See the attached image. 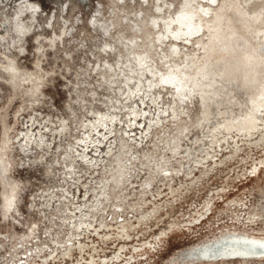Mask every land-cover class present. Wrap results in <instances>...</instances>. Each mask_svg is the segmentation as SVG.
Listing matches in <instances>:
<instances>
[{
	"label": "rangeland",
	"instance_id": "1",
	"mask_svg": "<svg viewBox=\"0 0 264 264\" xmlns=\"http://www.w3.org/2000/svg\"><path fill=\"white\" fill-rule=\"evenodd\" d=\"M154 4L145 12L151 25L165 10L161 0ZM122 6L128 22L120 28L132 26L141 0H0V147L5 179L17 192L11 216L4 217L0 198V264H185L176 255L194 244L232 233L264 236L263 127L216 142L202 129L196 101L186 120L196 127L174 149L178 162L169 156L173 177L148 180L140 172L136 189L117 188L93 212L97 185L116 155L170 153L164 143L178 133L179 120L157 117L169 110V94L162 93L164 104L133 103L118 93L123 83L107 84V66L118 59L107 46L115 43L127 57L116 30L107 33L113 9ZM10 61L20 78L14 87L4 69ZM110 100H119L114 111ZM2 190L0 183V197ZM24 253L33 259H19Z\"/></svg>",
	"mask_w": 264,
	"mask_h": 264
},
{
	"label": "bare ground",
	"instance_id": "2",
	"mask_svg": "<svg viewBox=\"0 0 264 264\" xmlns=\"http://www.w3.org/2000/svg\"><path fill=\"white\" fill-rule=\"evenodd\" d=\"M154 1L141 0L144 7L134 15L136 19H132L129 28H120L122 21L128 22L125 14L119 15L126 6L113 9L107 33L110 34V29L116 30L114 42L121 43L127 57L118 55L120 51L115 43L107 46V52L118 57L115 65L107 66L110 71L107 84L112 87L115 83H123L125 90L117 86L118 93L133 103L136 100L146 103L145 99L157 103L160 98L164 104L162 93L169 94V110L159 112L157 117L161 122V115L166 112L167 116L172 115L174 122L179 120L178 133L164 143L170 153L160 149L157 155L146 157L133 153L123 157L116 155L111 162L112 168L105 167L104 179L97 185L95 204L91 205L93 212L100 211L101 205L104 209L110 196L119 193L117 188L128 193L136 189L140 172L149 173L148 180H154V176L160 174L173 177L168 168L171 165L169 156L172 154L178 162V152L174 149H178L189 128L196 127L194 122L187 124L188 120L191 122L189 108L194 101L200 108L202 123H205L201 127H208L206 132L211 140L228 143L226 135L230 132L247 136L261 127L264 131V0H178L177 5L161 0L165 5L163 16L154 17L160 22L151 25L145 12L150 6L154 8ZM167 12L169 15L166 16ZM125 29L132 31L130 38L123 35ZM4 69L10 75L12 86H18L20 78L15 63L10 61ZM118 102L110 100V109L114 111ZM131 113L136 120L135 111ZM110 115L108 120L114 121L115 116ZM103 118L100 115L99 119ZM153 124L157 125L156 122ZM170 143L173 144L171 149ZM4 153V146H1L0 183L3 190L0 198L3 215L8 217L10 212L17 210V192L16 186L5 179ZM142 159L148 163L144 164ZM139 163L145 167L138 171ZM119 196L124 198L126 194ZM33 257L31 253H24L19 259ZM178 259L185 264L264 260V236L245 232L221 235L181 250L176 255ZM13 264H18L17 260Z\"/></svg>",
	"mask_w": 264,
	"mask_h": 264
}]
</instances>
